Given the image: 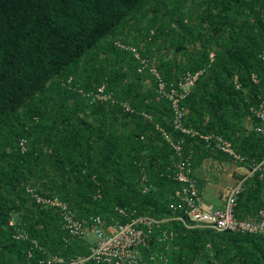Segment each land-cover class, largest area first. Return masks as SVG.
<instances>
[{
    "label": "trees",
    "instance_id": "16d2710c",
    "mask_svg": "<svg viewBox=\"0 0 264 264\" xmlns=\"http://www.w3.org/2000/svg\"><path fill=\"white\" fill-rule=\"evenodd\" d=\"M141 58L168 86L201 71L182 100L183 123L209 139L173 128ZM101 87L109 99L96 97ZM262 96L264 0H0V264L88 252L32 193L66 202L76 218L124 222L122 209L155 220L148 250L165 264H264L261 233L178 218L169 170L178 156L163 135L184 140L193 168L212 158L251 169L264 153L250 111ZM263 207L264 169L243 181L235 213ZM163 230L171 237L157 241Z\"/></svg>",
    "mask_w": 264,
    "mask_h": 264
},
{
    "label": "built area",
    "instance_id": "2783aa9c",
    "mask_svg": "<svg viewBox=\"0 0 264 264\" xmlns=\"http://www.w3.org/2000/svg\"><path fill=\"white\" fill-rule=\"evenodd\" d=\"M132 50L134 56L140 58L138 52L135 49ZM141 64L138 71L148 66L149 72L155 78L158 96L164 97L170 102L173 128L189 136L199 135L205 140L209 139L211 136L200 134L183 123L185 110L182 106V100L190 92L201 71L186 72L179 79L176 86L172 84L168 86L154 64L149 65L143 58H141ZM98 90L99 92L96 94L98 99L106 100L110 98L108 94L103 93L102 87ZM123 106L129 109L128 105L123 104ZM250 111L252 116L259 122L255 126V130L264 137V96L260 97L258 105L251 107ZM163 135L178 156V159L169 170L172 177L180 183L174 196L179 201V210L181 211L178 218L185 225L204 226L215 231L261 233L264 235V207L260 208L254 215L237 217L235 213L237 199L243 190V181L253 172L264 169V153L262 160L248 170V175L233 184L225 185L221 189L222 202L220 206L207 207L203 205V190L199 187L195 178L190 155L183 156L184 140H174L166 132H163ZM215 138L217 147L220 150L232 154L235 159H241L239 155L233 153L230 143L222 140L219 136ZM19 145L22 149L21 141ZM148 188L147 185H143L142 192L147 191ZM32 197L41 206L57 209L61 218V228L66 230L69 236L87 239L89 243L86 254L70 256L51 254L39 258L37 264H165L166 262L164 255L148 250L146 229L150 228L156 221L145 215L132 216V212L126 213L122 209H118L120 214L129 216L128 219L124 222L115 220L112 223L105 224L99 216L76 218L68 204L56 197H41L35 193H32ZM8 224H13V218L9 219ZM15 237H24V234L17 231ZM169 237H171V231L166 232L163 230L160 237H157V241L162 242Z\"/></svg>",
    "mask_w": 264,
    "mask_h": 264
},
{
    "label": "crops",
    "instance_id": "0c3cea01",
    "mask_svg": "<svg viewBox=\"0 0 264 264\" xmlns=\"http://www.w3.org/2000/svg\"><path fill=\"white\" fill-rule=\"evenodd\" d=\"M248 168L235 160H218L205 158L200 165L195 166L194 174L202 186L203 205L218 207L221 205V189L233 184L248 175Z\"/></svg>",
    "mask_w": 264,
    "mask_h": 264
}]
</instances>
